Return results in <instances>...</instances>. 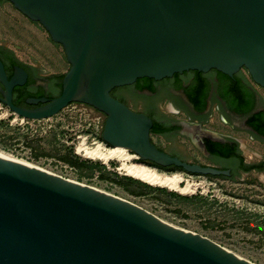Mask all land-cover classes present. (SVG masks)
I'll use <instances>...</instances> for the list:
<instances>
[{
	"label": "water",
	"instance_id": "95a60500",
	"mask_svg": "<svg viewBox=\"0 0 264 264\" xmlns=\"http://www.w3.org/2000/svg\"><path fill=\"white\" fill-rule=\"evenodd\" d=\"M9 1L44 27L70 64L61 73L62 92L29 98L42 105L26 108L12 97L27 72L17 67L9 79L0 58L5 86L0 100L14 113L46 119L74 102L83 103L106 115L103 140L126 147L143 163L232 175L230 169L186 161L159 148L151 139L153 119L111 91L144 77L159 80L211 69L234 76L244 68L264 88V0ZM250 115L243 126L252 130ZM189 130L206 155L199 134L224 141L218 132L198 125ZM0 264L257 263L132 201L0 154Z\"/></svg>",
	"mask_w": 264,
	"mask_h": 264
},
{
	"label": "rangeland",
	"instance_id": "374dc122",
	"mask_svg": "<svg viewBox=\"0 0 264 264\" xmlns=\"http://www.w3.org/2000/svg\"><path fill=\"white\" fill-rule=\"evenodd\" d=\"M0 38L12 42L9 46L22 61L35 63L32 55L51 70H56L52 64L55 59L65 54L62 46L53 48L42 25L31 21L10 2L0 5ZM64 66L68 71L70 64ZM255 87L264 95V89ZM214 114L219 120V113ZM103 122L101 113L79 102L46 119H28L0 100V152L132 201L170 224L201 233L246 259L264 264V171L253 170L233 179L179 170L193 184V190L181 193L159 185L148 187L144 184L147 182L127 175L121 168L122 161L112 159L104 163L78 151L84 139L88 145L101 142L113 147L101 137ZM213 127L241 139L248 163L264 159V141L251 132L232 129L220 121L213 123ZM156 141L165 147V142ZM186 156L195 163L220 168L228 165L224 160L213 161L195 151Z\"/></svg>",
	"mask_w": 264,
	"mask_h": 264
},
{
	"label": "flooded vegetation",
	"instance_id": "af4514ba",
	"mask_svg": "<svg viewBox=\"0 0 264 264\" xmlns=\"http://www.w3.org/2000/svg\"><path fill=\"white\" fill-rule=\"evenodd\" d=\"M6 2L10 1L0 0V5ZM50 43L55 50L61 46L60 44L53 42L51 38ZM60 55L67 61L64 53ZM0 58L4 63L9 79H11L16 73L17 67L22 68L27 72L26 82L22 85L15 86L13 89L12 100L14 104L26 108H36L42 105V103H30L28 102L29 98L43 96L52 98L58 96V93L60 94V80L56 75L61 73L53 72L45 65L22 61L16 54L15 50L3 42H0ZM240 72L244 73V70L242 69ZM203 75L206 77L208 83L207 96L205 97L206 107L204 109L199 108L196 103L191 100L189 95V91L194 87L197 77V71L195 70L185 71L179 73V75L175 74L171 77L159 80L147 77L139 78L132 84L113 88L111 94L126 103L131 109L149 115L154 121V127L157 125L164 128L163 130H154L153 127L151 134L152 141L164 151L190 162L192 161L186 156V154L195 151L213 161H226L228 165L221 167L222 169H230L231 172L233 169H237L239 175L246 173L238 169V162L234 158L218 156L212 152L211 147L214 143L238 142L239 150L243 154V147L239 140L240 138L231 132L216 130V128L213 127V123H218V121H220L223 125L229 126L232 129H241L251 132L256 139L264 141V137L259 135L254 129L250 130L243 126V118L245 116L258 113L264 108V95L253 85L259 94L255 98L252 111L243 114L233 109L230 106L228 99L223 97L226 85L223 79H221L220 71L211 69L207 72H203ZM261 89L264 88L261 87ZM4 90L5 86L2 81H0V97H4ZM214 111L219 113V120L215 117ZM98 112L101 113L105 122L106 115L101 111ZM197 125L200 126L201 130L202 128L213 130L224 137V141H214L207 138L205 135L199 134V137L205 143L209 155H206L203 152V150L196 144L194 138L190 135L191 132L189 127ZM156 139L165 142V147L159 145ZM261 161H264V159ZM137 162L143 163L140 159ZM200 164L209 165L204 163Z\"/></svg>",
	"mask_w": 264,
	"mask_h": 264
},
{
	"label": "trees",
	"instance_id": "16d2710c",
	"mask_svg": "<svg viewBox=\"0 0 264 264\" xmlns=\"http://www.w3.org/2000/svg\"><path fill=\"white\" fill-rule=\"evenodd\" d=\"M245 69V68H244ZM197 71V77L195 81L194 87L189 91V95L191 100L196 103L199 108L204 109L206 107L205 97L207 96L208 83L206 77L203 75V72ZM179 75V73H176ZM60 80V93L62 92V80L65 76L64 74L56 75ZM148 78V77H147ZM221 79H223L226 88L223 93V97L228 99L230 106L243 113L247 114L252 111L254 108V101L259 92L253 87V84L245 75V73L240 72L235 76H229L221 72ZM248 124L256 131L259 135L264 137V108L258 112L251 115L248 119ZM164 128L155 125L154 130H163ZM212 152L218 156H226L234 158L238 162V169L244 172H250L253 170L256 171H264V161L258 163H247L245 156L239 150L238 142L231 143H214L211 147ZM143 162V161H142ZM155 166V164L150 163ZM177 169L171 170L170 169ZM161 170H165L167 172H174L183 170L179 167H160ZM236 175H239V171L237 169L232 170V175L229 178H236ZM225 177V175H220ZM136 180V179H133ZM146 184L148 187H152V185ZM158 189L166 190L161 187H157Z\"/></svg>",
	"mask_w": 264,
	"mask_h": 264
},
{
	"label": "bare ground",
	"instance_id": "6f19581e",
	"mask_svg": "<svg viewBox=\"0 0 264 264\" xmlns=\"http://www.w3.org/2000/svg\"><path fill=\"white\" fill-rule=\"evenodd\" d=\"M78 151L86 157L101 160L104 163H107L112 159H118L122 161L121 168L127 175L133 176L152 185L167 187L181 193H187L193 190L194 187L190 180L185 179L184 175L179 171L167 172L147 163L137 162L136 159H138V156L135 153L130 152L126 147H107L101 142H95V145L93 146L88 145L86 139H84L79 146ZM0 154L13 158L1 152ZM160 170L165 172H160Z\"/></svg>",
	"mask_w": 264,
	"mask_h": 264
},
{
	"label": "crops",
	"instance_id": "0c3cea01",
	"mask_svg": "<svg viewBox=\"0 0 264 264\" xmlns=\"http://www.w3.org/2000/svg\"><path fill=\"white\" fill-rule=\"evenodd\" d=\"M61 57V56H60ZM56 63H52L53 64V67L55 66L56 67V70H52L53 72H56V73H62V72H67L64 68V63H67L69 65V62L66 61L65 59H63L61 57V59H55ZM51 63V62H50ZM47 66V65H46ZM48 68H50L49 66H47ZM58 69V70H57Z\"/></svg>",
	"mask_w": 264,
	"mask_h": 264
},
{
	"label": "built area",
	"instance_id": "2783aa9c",
	"mask_svg": "<svg viewBox=\"0 0 264 264\" xmlns=\"http://www.w3.org/2000/svg\"><path fill=\"white\" fill-rule=\"evenodd\" d=\"M244 70V73H245V75L248 77V79L251 81V83L254 85V86H258V87H260L261 88V86L260 85H258L253 79H252V76L250 75V73H249V71L247 70V69H243ZM103 125H104V123H103ZM103 125H102V127H103Z\"/></svg>",
	"mask_w": 264,
	"mask_h": 264
}]
</instances>
